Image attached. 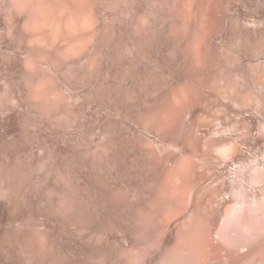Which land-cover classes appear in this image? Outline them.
<instances>
[{"label":"rangeland","instance_id":"1","mask_svg":"<svg viewBox=\"0 0 264 264\" xmlns=\"http://www.w3.org/2000/svg\"><path fill=\"white\" fill-rule=\"evenodd\" d=\"M0 24V264H264V0H0ZM242 144L259 193L228 202Z\"/></svg>","mask_w":264,"mask_h":264},{"label":"built area","instance_id":"2","mask_svg":"<svg viewBox=\"0 0 264 264\" xmlns=\"http://www.w3.org/2000/svg\"><path fill=\"white\" fill-rule=\"evenodd\" d=\"M262 158L260 149L251 144H242L240 156L226 163L222 170L221 198L230 202L237 198L236 188L241 185L247 200L258 196L259 189L252 181L253 171L260 168Z\"/></svg>","mask_w":264,"mask_h":264},{"label":"bare ground","instance_id":"3","mask_svg":"<svg viewBox=\"0 0 264 264\" xmlns=\"http://www.w3.org/2000/svg\"><path fill=\"white\" fill-rule=\"evenodd\" d=\"M0 25H1V24H0ZM2 26H3V25H2ZM2 26H1V27H2ZM0 36H2V35H0ZM1 38H2V37H1ZM0 47H1V46H0ZM0 50H1V49H0ZM1 66H2V64H1ZM0 69L2 70V67H0ZM0 74H1V73H0ZM2 111H3V110H2ZM2 111H1V112H2ZM2 175H3V174H2ZM1 177H2V176H1ZM1 177H0V179H1ZM1 180H2V179H1ZM1 180H0V181H1ZM3 180H4V179H3ZM4 181H5V180H4ZM13 182H15V181H13ZM4 183H5V182H4ZM12 184H13V183H12ZM12 184H11V185H12ZM0 185H1V184H0ZM14 185H15V184H14ZM14 185H13V186H14ZM3 187H5V186H3ZM5 188H6V187H5ZM12 188L14 189V187H12ZM12 188H11V189H12ZM5 190H6V189L2 188L3 193L5 192ZM7 191H9V190H7ZM12 191H13V190L10 191V193H9L10 195H12ZM0 193H1V192H0ZM3 193H2V196H3ZM4 195H8V193H5ZM6 197H7V196H6ZM9 197H11V196H9Z\"/></svg>","mask_w":264,"mask_h":264}]
</instances>
